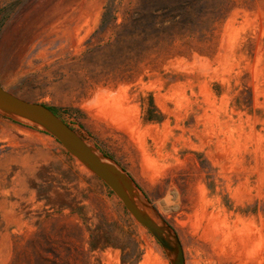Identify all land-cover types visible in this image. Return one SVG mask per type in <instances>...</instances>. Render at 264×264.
I'll return each instance as SVG.
<instances>
[{"label":"rangeland","instance_id":"rangeland-1","mask_svg":"<svg viewBox=\"0 0 264 264\" xmlns=\"http://www.w3.org/2000/svg\"><path fill=\"white\" fill-rule=\"evenodd\" d=\"M0 85L126 172L186 264H264V0H0ZM0 264L172 263L56 136L0 113Z\"/></svg>","mask_w":264,"mask_h":264},{"label":"water","instance_id":"water-1","mask_svg":"<svg viewBox=\"0 0 264 264\" xmlns=\"http://www.w3.org/2000/svg\"><path fill=\"white\" fill-rule=\"evenodd\" d=\"M0 113L56 136L62 144L124 202L135 219L144 225L167 251L172 264H186L179 236L147 201L130 177L115 162L88 144L46 106L28 102L0 85Z\"/></svg>","mask_w":264,"mask_h":264},{"label":"bare ground","instance_id":"bare-ground-1","mask_svg":"<svg viewBox=\"0 0 264 264\" xmlns=\"http://www.w3.org/2000/svg\"><path fill=\"white\" fill-rule=\"evenodd\" d=\"M124 120V119H123ZM120 123V122H119ZM213 223V222H212Z\"/></svg>","mask_w":264,"mask_h":264}]
</instances>
